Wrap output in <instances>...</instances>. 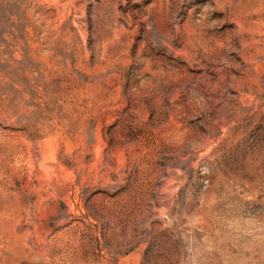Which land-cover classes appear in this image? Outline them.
<instances>
[{
  "label": "rangeland",
  "instance_id": "obj_1",
  "mask_svg": "<svg viewBox=\"0 0 264 264\" xmlns=\"http://www.w3.org/2000/svg\"><path fill=\"white\" fill-rule=\"evenodd\" d=\"M0 264H264V0H0Z\"/></svg>",
  "mask_w": 264,
  "mask_h": 264
},
{
  "label": "bare ground",
  "instance_id": "obj_2",
  "mask_svg": "<svg viewBox=\"0 0 264 264\" xmlns=\"http://www.w3.org/2000/svg\"><path fill=\"white\" fill-rule=\"evenodd\" d=\"M69 9H70V8H68L67 11H69ZM69 176H70V175H69ZM69 176H68V177H69Z\"/></svg>",
  "mask_w": 264,
  "mask_h": 264
}]
</instances>
